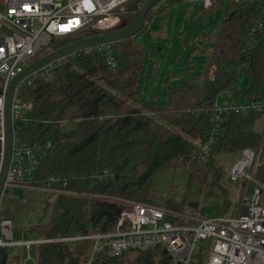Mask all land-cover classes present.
<instances>
[{
	"label": "trees",
	"instance_id": "1",
	"mask_svg": "<svg viewBox=\"0 0 264 264\" xmlns=\"http://www.w3.org/2000/svg\"><path fill=\"white\" fill-rule=\"evenodd\" d=\"M145 1L127 3L120 29L134 23ZM160 3L149 10L147 21L161 20L169 6L180 0L166 1L162 7ZM223 4L226 10L221 13L217 32L212 37L203 36L204 41L212 40L204 52L208 62L195 81L168 88L165 107L141 98L144 51L136 44V36L112 44L114 70L108 68L100 48L95 47L57 61L48 73L34 74L20 86L18 99L30 109L26 121L15 125V141L36 145L35 183L43 186L50 176H59L65 189L75 192L53 193L56 198L50 215L44 222L27 227L31 235L51 240L113 231L124 204L97 196L184 213L182 205L151 192L153 175L184 168L195 179L214 183L223 170L217 159L239 156L244 149H251L256 158L247 172L249 178L243 180L241 195H250L255 189L264 194V114L223 113L220 134L204 152L216 97L249 76V89L232 97L264 98V40L252 30L257 2L219 0L215 5ZM251 35L253 44H247ZM91 36L86 33L56 39L35 60ZM62 185L59 182L54 187L61 189ZM11 223L12 229H20ZM85 244H39L36 263L81 264ZM8 250L0 248V264H20L17 258L9 257ZM204 251L195 254L192 264L204 263ZM156 253L157 249L119 257L102 255L96 264H165L155 262Z\"/></svg>",
	"mask_w": 264,
	"mask_h": 264
},
{
	"label": "built area",
	"instance_id": "2",
	"mask_svg": "<svg viewBox=\"0 0 264 264\" xmlns=\"http://www.w3.org/2000/svg\"><path fill=\"white\" fill-rule=\"evenodd\" d=\"M131 0H8L0 7V174L5 153L4 107L9 85L35 58L56 39L76 38L83 34L102 35L119 30L122 12ZM218 0H200L201 6L210 9ZM234 3L257 2L258 11L252 24L253 34L264 37V0H231ZM252 36L247 44L252 43ZM87 38V37H86ZM113 43L99 46L109 69L116 68ZM252 48V47H251ZM90 50V49H89ZM74 55V54H72ZM59 61V60H58ZM57 62V61H56ZM53 62L38 71L48 73ZM30 78V77H29ZM15 90L11 105L14 142L10 164L0 194L3 197L15 190L23 192L65 193L59 176H50L43 186L35 183L38 165L36 145L17 143L15 125L26 121L30 106L22 104ZM233 96V95H232ZM220 105L214 102V115L210 120V133L204 145L207 152L220 134V116L229 112L242 115L249 112L264 114V98L259 100L235 99ZM240 159L229 170L228 180L237 183L240 177L249 178L256 156L251 149L240 152ZM247 170V172H248ZM63 183L55 188L57 183ZM255 189L245 196L240 215L235 217L196 218L142 202L106 198L124 204L119 219L109 233H88L51 240H34L15 243L10 220L0 221V248L25 247L46 243L74 244L85 242V264H95L101 256L119 257L128 252H147L157 249L158 262L165 264H192L195 254L204 251L203 264H264V194ZM13 196V195H12ZM198 250V252H197ZM165 251V254L162 252ZM34 264H37L34 262Z\"/></svg>",
	"mask_w": 264,
	"mask_h": 264
},
{
	"label": "rangeland",
	"instance_id": "3",
	"mask_svg": "<svg viewBox=\"0 0 264 264\" xmlns=\"http://www.w3.org/2000/svg\"><path fill=\"white\" fill-rule=\"evenodd\" d=\"M7 2L8 0H0V7ZM158 6L162 7L163 4ZM190 8L192 11L189 12ZM225 10L226 4L215 5L211 11H203L200 0H180V3H172L169 6L166 16L161 20L149 26V20H146V27L135 37L136 44L144 51L143 75L139 84L142 100L158 107H165L169 87L195 81L198 73L208 62V53L204 52L212 43L211 38L204 41L203 36L212 37L217 32V27L222 21L221 13ZM163 30H166V38L156 39L153 36L162 34ZM46 50L48 51L49 47ZM250 84L251 78L243 76L234 88L216 97L218 103L227 104L233 93L245 92ZM239 159L240 155L219 157L217 165H222L223 170L219 174V181L214 183L208 179L205 182L197 180L184 168L157 171L152 177L150 190L156 196L182 205V211L188 216L196 218L238 216L245 198V195H241L245 177H240L236 184L228 180V173ZM21 195L22 192L19 190H15L13 196L6 194L0 206V221L11 219L15 226L20 227L11 231L15 243L38 239L26 229L47 219L53 205L52 201L56 198L53 193L25 191L22 198ZM37 252L38 246L35 245L29 250L25 247L11 246L8 255L17 258L20 264H34L37 262ZM157 254L155 262L159 263L161 253L157 251ZM130 257L133 258L134 255ZM85 262L83 258L81 264Z\"/></svg>",
	"mask_w": 264,
	"mask_h": 264
},
{
	"label": "water",
	"instance_id": "4",
	"mask_svg": "<svg viewBox=\"0 0 264 264\" xmlns=\"http://www.w3.org/2000/svg\"><path fill=\"white\" fill-rule=\"evenodd\" d=\"M161 0H146L141 5L139 10L137 19L134 21L133 24L121 28L119 30H115L113 32L102 34V35H94L91 37L83 38L77 41H74L64 47H60L58 50L50 52L46 56L35 60L29 66H27L21 74H19L15 79H13L9 85L8 93L5 101L4 107V123H5V153H4V160L1 168L0 174V194L2 191V186L5 180V176L10 164L11 159V151L14 142V131L11 119V105L12 100L14 97V93L16 88L27 78L31 77L32 75L36 74L38 71L43 69L45 66L60 61L61 59L70 56L72 54H77L85 50H89L95 47H99L104 44L119 42L125 40L127 38H132L137 36L144 28L146 27V17L147 13L151 8H153L157 3ZM192 9H189V12ZM157 38H166V30H163L162 34L160 35H153ZM13 194V191L11 192ZM165 254V251L162 252Z\"/></svg>",
	"mask_w": 264,
	"mask_h": 264
},
{
	"label": "crops",
	"instance_id": "5",
	"mask_svg": "<svg viewBox=\"0 0 264 264\" xmlns=\"http://www.w3.org/2000/svg\"><path fill=\"white\" fill-rule=\"evenodd\" d=\"M161 1H163V0H161ZM165 3H166V1H163L161 4H163V6H165L166 5ZM156 21H158V20H156ZM153 23H151V24H153ZM233 94H235V93H233ZM19 191H21V190H19ZM21 192H22V195H23V191H21ZM14 193H15V191H14ZM12 195H14V194L11 193L10 196H12ZM22 195L20 196V198H22Z\"/></svg>",
	"mask_w": 264,
	"mask_h": 264
},
{
	"label": "flooded vegetation",
	"instance_id": "6",
	"mask_svg": "<svg viewBox=\"0 0 264 264\" xmlns=\"http://www.w3.org/2000/svg\"><path fill=\"white\" fill-rule=\"evenodd\" d=\"M163 1H165V0H163ZM163 1H161V3H162ZM161 3H160V4H161ZM153 22H156V18H151L150 21H149V23H148V25H151V23H153Z\"/></svg>",
	"mask_w": 264,
	"mask_h": 264
},
{
	"label": "bare ground",
	"instance_id": "7",
	"mask_svg": "<svg viewBox=\"0 0 264 264\" xmlns=\"http://www.w3.org/2000/svg\"><path fill=\"white\" fill-rule=\"evenodd\" d=\"M218 1H219V0H218ZM218 1H217V2H218ZM230 1H231V0H230ZM217 2H216V3H217ZM216 3H214L213 6H214ZM213 6H212V7H213ZM201 7H202V6H201ZM212 7H211V8H212ZM202 8H203V7H202ZM191 9H192V8H191ZM203 9H204V10H209V9H205V8H203ZM191 11H192V10H191ZM254 20H255V19H254ZM261 40H264V37H263ZM261 40H260V41H261ZM253 41H254V40H253Z\"/></svg>",
	"mask_w": 264,
	"mask_h": 264
}]
</instances>
